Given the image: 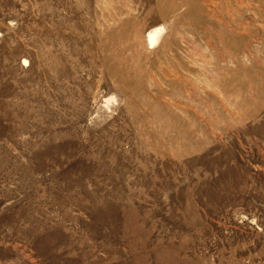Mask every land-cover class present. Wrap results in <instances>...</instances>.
<instances>
[{
  "label": "rangeland",
  "instance_id": "rangeland-1",
  "mask_svg": "<svg viewBox=\"0 0 264 264\" xmlns=\"http://www.w3.org/2000/svg\"><path fill=\"white\" fill-rule=\"evenodd\" d=\"M0 264H264V0H0Z\"/></svg>",
  "mask_w": 264,
  "mask_h": 264
},
{
  "label": "bare ground",
  "instance_id": "bare-ground-1",
  "mask_svg": "<svg viewBox=\"0 0 264 264\" xmlns=\"http://www.w3.org/2000/svg\"><path fill=\"white\" fill-rule=\"evenodd\" d=\"M153 38V37H152ZM152 38H151V40H152Z\"/></svg>",
  "mask_w": 264,
  "mask_h": 264
}]
</instances>
